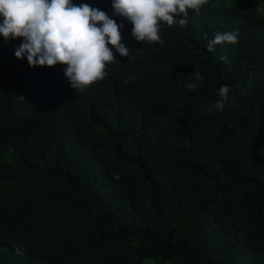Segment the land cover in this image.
<instances>
[{
    "label": "trees",
    "instance_id": "obj_1",
    "mask_svg": "<svg viewBox=\"0 0 264 264\" xmlns=\"http://www.w3.org/2000/svg\"><path fill=\"white\" fill-rule=\"evenodd\" d=\"M72 2L123 25L130 57L80 92L0 37V264H264V0H209L163 44L112 0Z\"/></svg>",
    "mask_w": 264,
    "mask_h": 264
},
{
    "label": "clouds",
    "instance_id": "obj_2",
    "mask_svg": "<svg viewBox=\"0 0 264 264\" xmlns=\"http://www.w3.org/2000/svg\"><path fill=\"white\" fill-rule=\"evenodd\" d=\"M209 0H112L114 15L132 25V37L137 42L163 44L161 24L171 27L187 24L189 10L199 15ZM181 17L178 21L176 17ZM105 12L86 3L73 4L72 0H0V37L7 42L22 38L14 55L22 59L25 54L29 67H53L65 65V77L70 86L80 92L101 81L106 76V65L115 61L112 49L121 57H130V50L121 43V28ZM238 33L217 32L207 45L236 44ZM110 46V47H109ZM226 60V57H221ZM202 80L199 72L193 74ZM129 83L130 80H126ZM195 90L197 84L189 83ZM230 86L222 85L217 110L226 106ZM23 255L21 248L15 249Z\"/></svg>",
    "mask_w": 264,
    "mask_h": 264
}]
</instances>
